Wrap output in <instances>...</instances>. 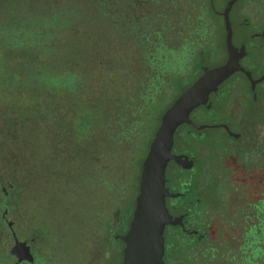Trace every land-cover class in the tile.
<instances>
[{"label": "trees", "instance_id": "16d2710c", "mask_svg": "<svg viewBox=\"0 0 264 264\" xmlns=\"http://www.w3.org/2000/svg\"><path fill=\"white\" fill-rule=\"evenodd\" d=\"M82 1L107 19L119 37L129 39L137 31L144 33L141 44L137 38L129 39L139 48L138 60L135 63L130 60V70L135 71L130 74L137 78V84L120 96L110 89L111 79L105 76L96 86L97 96H88L85 91L87 81L82 80L70 62V56L78 53L71 51L65 56L56 54L55 49L58 30L71 23L68 12L75 14L76 10L58 8V0H0V8L10 15L6 18L2 13L0 16V95L8 99L10 92L14 93L10 100L15 109L22 105L23 119L33 116V112L35 114V110L25 107L27 97H20L22 92L28 95L27 91L65 95L63 112L74 115L86 114L88 110L95 113L96 110L100 113L101 141H109L113 147L118 145L123 155L133 159L135 164L134 173L125 181L126 194L134 192L133 202L141 161L161 114L189 83L191 69L200 59L198 49L192 46V35L196 29L214 26L209 14L216 12L215 2L191 0L185 7L183 1L173 0V14H186L188 20L183 22L182 18L173 24L178 42L171 43L167 34L172 28L168 18L170 8L166 7L170 0ZM139 2L151 7L143 11L136 7ZM162 4L164 10H160ZM150 10L153 13H149ZM204 16L207 18L205 23L202 21ZM181 31L188 34L187 38L182 39L178 33ZM130 46L134 50V45L130 43ZM16 56L21 59L13 64ZM104 83L108 86L103 90ZM78 93L82 97L74 96ZM38 101L37 114L47 115L53 124L62 120L61 123L71 128L67 130L68 134L72 132L73 115L63 114L61 119L58 115L60 109L52 107L46 98ZM70 140L76 145L74 137ZM95 149L93 146L92 152L96 153ZM250 168L251 174L243 178L245 183L239 192L225 187L226 179H220V196L216 210L209 218L213 222L206 226L208 221L201 219L203 223L199 231L202 235H191L179 227H169L165 231L164 264H264V176L260 164L258 169L254 163ZM1 211L0 204V223L3 221ZM120 213L128 220L131 210L125 207ZM7 260H11L9 249L1 243L0 264H7Z\"/></svg>", "mask_w": 264, "mask_h": 264}, {"label": "rangeland", "instance_id": "374dc122", "mask_svg": "<svg viewBox=\"0 0 264 264\" xmlns=\"http://www.w3.org/2000/svg\"><path fill=\"white\" fill-rule=\"evenodd\" d=\"M180 1H183L185 7L191 2ZM214 2L215 9L219 10L224 7L226 0ZM237 2L233 4L229 16L234 31L241 34L245 26L238 23L237 16L234 15L235 7L239 4ZM162 5L160 10L165 8ZM136 7L146 11L151 6L139 2ZM166 7L170 8V3ZM58 8L76 10L75 14L68 12L72 17L71 23L58 30L55 49L56 54L65 56L71 51L78 53L70 56V62L82 80L87 81L86 89L84 88L86 94L92 98L97 96L96 86L105 76L111 79L110 89L118 95L128 93L138 82L130 74L135 72L130 70V60L135 63L139 55L136 43L129 39L137 38L141 44V40L145 39L144 33L137 31L129 39L125 36L119 37L111 29L107 19L82 0H58ZM2 10L0 8V16L2 13L3 17L10 16ZM152 11L149 13H153ZM172 11L170 8L168 14L172 28L167 34L175 37L176 29L173 24L179 19L183 18V22L188 19L186 14L175 16ZM209 15L215 27L222 26V17L218 12ZM130 43L134 45V50ZM221 53L218 49L215 55L206 60L207 64L219 62ZM19 59L21 58L16 56L13 64ZM107 86L104 83L103 90ZM27 92L28 95L22 92L20 97L25 99L26 96L27 102L24 106L35 110V114L33 112V116L27 119L21 118L25 117L21 112L22 105L14 108L10 100L13 92H10L8 99L0 95L1 209L4 205L8 206L7 217L15 221L14 227L21 236L28 233L31 235L41 225L56 233L53 234V247H41L39 252L49 264H99L101 259L108 256V252L102 241L101 228L98 227L102 225V221H98V215H107L112 204L110 190L102 182L105 165H111L106 176L109 182H113L120 168L134 173L136 168L133 159L124 156L118 145L113 147L111 142L101 141L103 128L100 113L96 110L95 113L88 110L86 114L73 115L72 112H63L66 105L65 95ZM80 94L74 96L80 98ZM43 98L52 107L60 109L58 115L61 119L63 114L73 115L74 129L70 134L67 130L71 128L66 123H61L62 120L53 124L47 115L42 112L37 114L38 100ZM72 137L76 139V145L70 143ZM93 146H96V153L92 152ZM1 186H5L6 194H2ZM133 193L130 192L124 199L127 210L132 209ZM1 243L7 250L12 244V236L4 220L0 223ZM33 244L38 248L37 241ZM115 259L117 261L119 257ZM11 261L7 260V264ZM36 261L39 262V258Z\"/></svg>", "mask_w": 264, "mask_h": 264}, {"label": "flooded vegetation", "instance_id": "af4514ba", "mask_svg": "<svg viewBox=\"0 0 264 264\" xmlns=\"http://www.w3.org/2000/svg\"><path fill=\"white\" fill-rule=\"evenodd\" d=\"M235 2L237 0L232 3L230 10ZM170 3V8L174 9L173 0H170ZM237 3L239 4L236 5L235 11L233 10L234 15L237 16L238 23L245 28L241 34L236 33L230 20V39L238 51L240 67L220 81L216 89L210 90L205 101L191 108L190 121L178 123L173 131L170 151L174 156H171L165 165V185L174 195H167L165 203L172 215L182 216L181 222L165 225L164 239L165 231L169 227H179L191 235L200 236L203 234L199 231L203 223L202 218L208 221L205 223L206 226L212 225L213 220L209 218L216 210V202L220 196V179H226L225 187L239 192L245 183L242 181L243 178L251 174L252 163L256 169L260 164L261 175L264 176V0H238ZM224 7L215 9L222 17L221 27L209 25L204 28L205 30L194 31L191 38L192 46L198 49L200 59L191 69L189 83L174 99L202 74L205 67L218 66L226 61L228 50L227 29L222 14ZM205 20L207 18L204 16L202 21L205 23ZM178 33L182 39L188 36L182 31ZM169 41L178 42L177 34L175 33V37L169 36ZM217 48L222 51L221 60L212 65L207 64L206 60L216 54ZM105 166L104 184L107 185L108 191L110 190L112 204L107 215L104 214L103 217L98 215V221H102V225L98 227L101 228L102 241L108 252V256L101 259L100 263L119 264L124 242L118 235L123 234L129 226L138 193L141 165L128 220L120 212L125 208L124 199L127 195L125 181L130 179L132 174L120 168L113 181L114 187L106 176L111 165ZM1 189L6 194L5 186H1ZM8 211V206L4 205L1 216L12 236L9 253L16 236L26 241L33 254V261L30 262L16 261L15 255L10 253L12 260L10 264H49L39 252L41 247L49 249L52 246L53 234L56 233L41 225L36 228L37 230H33L31 235L28 233L21 236L14 227L15 221L7 217ZM96 228L95 226V230ZM35 241L38 248L33 244ZM116 257H119V260L116 261ZM38 258L39 262L36 261Z\"/></svg>", "mask_w": 264, "mask_h": 264}, {"label": "water", "instance_id": "95a60500", "mask_svg": "<svg viewBox=\"0 0 264 264\" xmlns=\"http://www.w3.org/2000/svg\"><path fill=\"white\" fill-rule=\"evenodd\" d=\"M235 0H227L223 19L227 29L228 57L223 64L205 67L202 74L187 86L163 111L147 152L141 162L138 193L127 230L118 235L124 242L119 264H164V227L181 222L182 215H172L165 203L170 193L165 185V165L171 154L173 131L182 121H190L191 108L206 100L208 92L236 68H239L238 51L232 44L229 10ZM10 223V222H9ZM10 253L16 261H33L25 240L14 237Z\"/></svg>", "mask_w": 264, "mask_h": 264}]
</instances>
